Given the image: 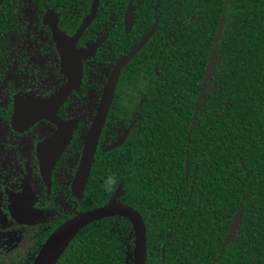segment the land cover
Wrapping results in <instances>:
<instances>
[{
    "label": "trees",
    "instance_id": "16d2710c",
    "mask_svg": "<svg viewBox=\"0 0 264 264\" xmlns=\"http://www.w3.org/2000/svg\"><path fill=\"white\" fill-rule=\"evenodd\" d=\"M26 1L0 7V39ZM32 1L40 10L73 2ZM128 2L101 0L96 24L108 20V10L123 27ZM133 7L143 32L156 14L159 22L144 67L127 74L119 92L142 90L148 101L144 121L119 150L124 156L99 159L94 179L108 193L94 206L123 183L122 201L146 226V264H264V0H135ZM212 52L215 73L190 132ZM241 205V225L225 246ZM134 242L128 219L104 218L81 230L57 264H127Z\"/></svg>",
    "mask_w": 264,
    "mask_h": 264
},
{
    "label": "flooded vegetation",
    "instance_id": "af4514ba",
    "mask_svg": "<svg viewBox=\"0 0 264 264\" xmlns=\"http://www.w3.org/2000/svg\"><path fill=\"white\" fill-rule=\"evenodd\" d=\"M134 2L129 32L125 17L130 0L121 28L116 27L118 14L108 10V20L102 26L96 24L99 0L96 18L76 38L94 0L86 7L81 0H73L59 10H40L28 0L0 39V264H34L57 229L79 214L106 205L119 186L124 195L118 202L124 204L126 191L119 183L106 203L95 207L97 196L103 198L107 190L94 178L99 159L111 161L118 154L122 158L120 148L144 121L146 94L119 90L127 74L144 67V49L157 28L145 46L121 66L103 118L106 89L114 80L118 62L153 28L145 33L138 26ZM50 11L53 15L47 14ZM153 64L159 75L157 63ZM101 123L94 162L82 188L77 178L89 133L94 124L97 128Z\"/></svg>",
    "mask_w": 264,
    "mask_h": 264
},
{
    "label": "water",
    "instance_id": "95a60500",
    "mask_svg": "<svg viewBox=\"0 0 264 264\" xmlns=\"http://www.w3.org/2000/svg\"><path fill=\"white\" fill-rule=\"evenodd\" d=\"M5 1L6 0H0V7L3 5ZM132 3H133V0H130V4L127 10L128 12L125 17V23H126V28L128 32L131 30V27L133 25ZM98 4H99V0H94L91 14L83 21V24L81 25L80 30L75 36L76 38L79 37L82 34V32L85 30V28L96 18ZM53 13H54L53 11H50L47 14L53 15ZM158 22L159 20L156 14L155 23H154L152 30L141 40V42L127 56L122 57L121 60L118 62L117 71L114 72V80L111 81V83L107 86V89H106L105 106H103V110H104L103 118L104 119H105L104 115L106 116L108 108L113 99L114 88L116 85L115 80H117L118 78V75L121 70V66L126 64L131 58L134 57V55L140 49H142L145 46V44L153 36L157 28ZM224 23H225V12L222 14L219 25H218V29H217L215 40H214L215 43H218L222 38ZM54 28L57 29V25H54L53 29ZM62 36L64 37V34H62ZM213 55L214 53L212 52L208 66H207V70L205 73L204 82L209 81L215 73L216 67L213 62ZM209 90H210V85H207L201 91L199 95V98L196 103L195 111L193 114L190 132H192L196 127V118H197L200 106L202 102L205 100L206 95ZM107 94H109V96H107ZM102 124L103 123H101V125H99V127L97 128L94 124L93 128L90 130V133H89L84 158L81 164V170L77 178V183L79 184L81 182L82 188L85 187L88 181L89 172L94 162L96 144L98 141V136L100 134ZM186 173L187 174L189 173V160L188 159L186 162ZM123 195H124V192L122 190V186H119V188L116 190V192L114 193V195L112 196V198L106 205H104L103 207L88 211L86 213L79 214L72 220L62 225L59 229H57L50 236V238L43 245L42 249L40 250L39 255L35 259L34 264H57L61 256L65 252V250L70 245L71 241L78 235V233L81 230H83L85 227H87L88 225L96 221H99L104 218L113 217V216L124 217L132 223L133 228H134V233H135V242H134L135 246L133 250L132 264H146L147 263L146 226H145L142 216L137 210L118 202V199L121 198ZM242 210L243 208L241 205L229 228L228 234L224 242L225 246H227L233 240L234 235L239 230V227L241 225V219H242Z\"/></svg>",
    "mask_w": 264,
    "mask_h": 264
}]
</instances>
